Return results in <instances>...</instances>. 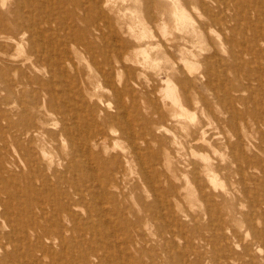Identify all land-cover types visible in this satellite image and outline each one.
Masks as SVG:
<instances>
[{
  "label": "bare ground",
  "instance_id": "obj_1",
  "mask_svg": "<svg viewBox=\"0 0 264 264\" xmlns=\"http://www.w3.org/2000/svg\"><path fill=\"white\" fill-rule=\"evenodd\" d=\"M59 1H62V2H70L71 1L73 4V7H75L74 11H77L76 8H79V7L83 10L84 14H78V13L76 14L75 13L76 15L74 14V17H72L74 20H73L72 26L69 27L70 35L68 37V47H69V44L71 43V47L74 48L73 51L76 54H82L83 53L85 56L89 57V61L91 62V64H89L88 66L90 68H93L92 66L94 65L95 69L98 72V74H96L98 76L97 77L98 80H96V82H97L96 84H98V86L102 87L103 89L105 88L107 91L109 90L112 93V95L116 98L117 106H115V108L117 109V111L116 112L113 111L114 113H111L107 109L114 108V107L111 105V102H109V101H107V103L105 102L107 109L103 106L104 108H102V110L105 111L106 116H104V115H102V116H104L105 119L109 120L112 123L111 130L110 131L108 130L109 132H106V131H104V129H102L98 125L99 123L98 124L96 123L94 125H92V123H90L91 124L90 126L86 125L85 123L88 120H85V118L87 117V115L86 116L83 115L82 114L83 112L82 113L74 112V109L70 108V107H72V105L69 107L68 106L69 104L67 106H64V104H59L58 103L59 98L57 100L56 95H54V91L49 89V88H46V89L43 88L44 91L41 90L42 94L39 90H35L34 92L37 93L36 95H34L32 98L29 97V99L22 98L18 104L19 106H15L17 109V111L15 113L17 115V118H15L13 120V119L7 117V118H9V122L13 128L12 138H14L17 141V143H19L23 140L24 144L25 143L28 144V148L26 149L25 156L23 157L24 161L22 162V164L24 165V168H22L23 171H22L21 177H18L16 174H14V172H13L14 170L12 169V167L10 165L5 167L3 165V163H0V264H79L78 262H76L73 259L74 258L73 253H76V251H81L80 256L82 257V260L83 259L87 260L88 264H95V263H92L91 258H95V259L100 258L99 250L102 249V246H96L95 242H97V241L93 240V239L91 242H87L85 240V237L87 239V234L92 235L98 241L106 240L108 242V244L111 246L116 245L119 248H124L127 254H128V245L130 247L133 246L134 247L133 251H134L138 247V245H140L143 242L142 239L144 238V236L142 235V233H139V234L135 233L133 235H130V237L128 238V233L126 232V237L123 240V242H121V241L116 242V244L114 245V243L116 241V239H114V238H116L118 235L117 233H115V230L118 227L116 229H113V228L117 225V223L119 221L116 222L114 220H111L112 218L111 219L108 218V216H107L108 211H106V209H104L102 206L101 207L103 209L100 208V206H99L100 202L97 201V198L99 197L98 192H99V194L102 192L104 194L105 198L108 199V201L109 200L111 201L113 199L114 202H116V196L118 195L117 193H119L120 196L123 195V190H122L123 186L125 185V187H126V183L128 182V180H127L128 174L130 173V171H133L134 163L136 165H138L140 172H141V175L144 178V182L151 187V190L154 192L153 195L155 198V202L143 203L144 205L142 207V211L146 216H144V218H143L141 215L142 218L138 221V222H140V226H139L140 230L138 229L139 230L138 232H143L144 235H145V233H148L149 237L153 236L155 238H164V236L168 235V234L171 235L172 237L178 236L177 230L181 231L182 229L180 228V226H178V223H176L177 221L173 222L175 220V219H173V218H175V216H174L175 214H173V208L175 207L174 205L178 202V199L180 198V196L182 195L181 194L182 187L177 186L176 184H171L169 187L159 188L162 192V194H160L158 192L159 189L153 187V184H152L153 180L149 177V175L146 171L145 164H144L145 163L144 154H150L151 153V155L153 156V165L162 164V165L168 166L170 169V166L172 165L173 158H174V156L172 155L173 149L174 150L176 149L174 147H177L176 152L179 155L182 153L181 150H187L192 157L196 156L198 154H200L199 156H201V155L203 156V161H202L201 165L197 164V162H194V161L187 163L186 166L188 167L189 172L186 173V176H189V177H187L188 178L187 185H192L193 180L196 184L199 185L200 201L202 202L201 204L204 206L203 210L205 211V213L210 215V216H212L213 214H217L219 207L224 205V204L220 205L218 203L219 199L217 202L216 195H218V194H220L221 196L223 195V198H225L226 195H232L234 197H231V196H228V197L229 198L231 197L233 199L241 201L242 202L241 205L243 204V202H246L247 203V209L246 210L242 209L239 212L242 215V219H243L242 222H244V224H246V227L251 231V234L253 235V237L257 239L256 241L259 242L258 246H261L264 249V159H261L258 156L259 154H264V127L262 126V124H264V118H262L261 120H253L254 123L252 125L250 124V125L244 126L243 129H241L238 126H236L237 129L236 128L234 129L232 127L233 119L235 117H240L243 113V110L241 108H239L238 106H240L243 103L246 104V103H250V102H252V104L254 105L257 102L253 96H250V98H245L242 94H237V92L240 93L243 90H248L251 92L253 89L251 83H256L259 87L264 86V0H251V1H249L248 10L250 11V9H252L253 13L255 14V20L252 23H249V22L246 23L245 22V25L242 26L243 28L242 27H240V28L236 27L235 25L238 23V21L245 19L243 16H245V15L247 17L249 16V12H247V10L245 8V2L246 1L245 0H219L224 6L223 7L224 11L227 14L229 13V15L227 16L228 17L227 22H229V24H233L236 22V24L233 26L227 25V29L231 33V38L226 37L227 42H225V39H224V42L221 43L220 50L223 52L224 55L227 52H229V55H228V57H224V56L221 57V61L223 63L225 62L227 67L230 69L237 68L239 70V66L242 67L244 65H246L248 67V70L246 71V73H244V75L241 74L240 77H238V82L240 83L239 88H237V86L235 85V81L230 80L228 78V81H232V83L229 84L231 91H229V93L226 95V97L222 100L223 109H224L223 113L226 115L221 119L219 118V122L221 125L223 124L225 128L226 127L229 128V130H230L229 132H230L231 137L228 138V136L224 134V130H221V126L218 127L219 131L217 132V134H211L210 127L208 126V123H205L204 120H197L198 122L195 121L196 122L195 126H193L194 125V123H193L192 127H190V126L188 127L186 125H184L182 127V129L184 130V137L183 138L177 139L176 134L172 133V136L169 137V140H168L169 145L172 147H168V146L165 147V157H163V155L161 154V152L159 150L154 151V149L150 146V142H152L153 145L155 142L156 144L159 145V147H160V145H162L163 148L165 146V141L163 140V136L161 134H160L161 136L158 134V133H160V131H162V128L164 127V125H160L158 122L165 123L169 120L172 123H175L176 125L182 124V121H181L182 117H185L186 114H188V110H187L186 106H184L182 96H180V94H178L179 90L177 91L176 84H175V88H172L173 82L170 79L169 73H167L168 78L165 81V86L168 87L167 89H172L174 91L171 106L166 101V98H164V96H162V101H163L162 103L163 104L161 106L158 103H155L154 100L150 99L149 103L151 104L150 107H151L152 111L147 116H146L147 113H145L146 117L144 116L145 118L142 120L141 131H136L134 123L132 121H128V107L125 104V102L122 100V94H124L125 91L127 90V83L124 80H122V77H119V75H120L119 73H121V71H118L119 69H123L124 71H128V63H127L128 62V39L127 40L123 39V34H125V32L126 33H128V32L127 31L124 32L123 26H121V25H120L119 29L115 28V25L112 21V18L110 16L109 12H107V10L105 9V8H108L110 6L109 0H90V7L89 8L86 7V4L84 3L83 0H14L13 4L11 3L12 4L11 5L12 6L11 11H12V14L14 15L13 16L14 17V23L16 25V28H17L16 30H18V33L19 32L23 33V35H25V36L28 35L27 41H26V42H28V48H27L28 50L27 51L32 55V57L34 55L36 57L35 59L37 61L38 60L39 61L40 60L45 61L47 59H50L51 57H54L52 54V49H55L56 56L54 57V59L52 58L51 65H49V66H51L50 68L53 67V69L56 71V73L60 72L62 65L65 63L72 64L73 67H75L74 62L72 63V58L69 54V50L67 51V49L64 47L65 45H67L66 40H64V42H62V43H59V44L57 43V46L54 45L56 43L53 44L54 41L52 40L53 45H49L51 48V51H50V49L48 50V51H50V53L48 55L49 58L46 57L47 54L39 53V47L42 46L43 43L46 44V42H44V41H48L46 33L48 31L49 26L52 25V23H54V22H56V23L59 22L60 17L59 18L56 17L57 18V21H56L55 17L50 16L49 14H45L43 16V15H38L36 12L43 13V11H46L48 5L53 6L52 9H54V7H56L60 4ZM176 1H178V0H176ZM200 1L203 2V0H200ZM211 1L214 3V0H211ZM57 3H59V4H57ZM68 6H70V4ZM167 6H168V4H167ZM57 10L58 9H56L54 11H57ZM66 10L69 11V9H66ZM66 10H64V11H66ZM196 11H198V10H196ZM1 16L5 17L6 15L3 14ZM8 16H10V15H8ZM38 16H40V17H38ZM61 16H62V12H61ZM69 16H68V18H70ZM175 16L177 18V14ZM184 18H185V15H184ZM63 19H65V18H63ZM210 19L213 22H218V18L215 16L214 17L210 16ZM0 21H1V19H0ZM63 21H65V20H63ZM4 23L6 24V22H4ZM60 23H61V21H60ZM77 23H78V26H77ZM81 24H84V25L82 26ZM79 25L81 27H79ZM200 25L202 28H205L206 24L203 22ZM63 27H65V26H63ZM157 28H158V30L160 29V31H161L162 26L160 24H157ZM61 30L63 32V29H60V31ZM246 30H251L252 33L249 34L246 32ZM12 31H15V30H12ZM49 31H51V30L49 29ZM16 32L17 31H15V33ZM67 32H69V31H67ZM143 32L145 33L144 30H143ZM2 33L4 34L5 31ZM59 33H61V32H59ZM235 33L237 34V36H239L237 38H240L239 42H236L237 38L234 36ZM212 34H214V33H212ZM247 34H249V35H247ZM148 35H146V36H148ZM19 36L20 35L18 34V37ZM144 36H145V34H144ZM13 37H15V36H13ZM152 37H154V35H152ZM4 38H5V36H4ZM6 38H8L10 41L15 40V38H12V37H6ZM144 38H147V37H144ZM221 38H222V36H221ZM48 39H49V37H48ZM165 39L167 40V43H168V46H166V47L174 51L175 46L171 43L172 42L171 38L167 37ZM25 40H26V38H25ZM15 41H16L18 47L22 46L21 45V43H23L22 39L17 38ZM16 43L13 42L12 44H16ZM47 44H49V43H47ZM226 45H229L230 50L227 48ZM9 46H10V44H9ZM47 47L45 46V47H43V49L47 51ZM161 47H158V48L153 47V49L155 48V49L161 50ZM142 48L144 49V47H142ZM9 49H12V48H9ZM140 49H141V47L139 48V50ZM147 49H148V47H147ZM147 49H145V50L147 51ZM5 50H7V49H5ZM5 50H2V51H5ZM141 52L143 53L144 51L141 49L140 53ZM185 52H186L185 50L182 51V54L184 55ZM42 53H44V52H42ZM8 54H10V52ZM149 54L148 55L151 56V53H149ZM1 55H4V53L1 52ZM22 55H24V54H22ZM190 55H192L193 57L198 56L193 52V50H190ZM216 55H218V53L216 51H214L210 57L213 58ZM2 57H4V56H2ZM32 57L29 55L26 56L25 58L23 57L25 63L28 61L31 62ZM100 57L102 58L103 63L100 61V59H98ZM130 57H129V59H130ZM145 57L147 58V55H145ZM9 58L7 56L8 61H9ZM181 59L183 60V62H182L183 68L186 71L189 70V72H190V70L192 69L191 66H194V65H190L192 63H191L190 59L188 58V55L183 56ZM36 60H35V63H36ZM231 60H233L234 63H232ZM2 61L5 63L4 60H2ZM76 61H78V60H76ZM18 62H20V61H18ZM18 62H16V64H18ZM117 64H119V65H117ZM9 65H12V64H9ZM20 65H16V66L18 67ZM26 65H27V63H26ZM75 65H77V64H75ZM77 67L79 69V66H77ZM16 68H14V69L16 70ZM66 68H68V66H66ZM21 69H23V66ZM25 69H23V70H25ZM72 70H73V68H72ZM27 71L25 74H29V71L28 72ZM36 71H38V69ZM67 71L69 72V70H67ZM19 72H20V69H19ZM51 72L53 73V71H51ZM193 72H195V71H193ZM37 73H39V72H37ZM69 73H72V72L70 71ZM64 74H66V72ZM76 74H78V73H76ZM116 74H119L118 77ZM3 75H1V76L3 77ZM27 76H29V75H27ZM30 76H32V75H30ZM35 76H36V74H35ZM40 76H41V74H40ZM79 76H81V74ZM243 76H244V78H243ZM62 77H63V75H62ZM65 77H66V75H65ZM73 77H72V79H73ZM201 77H202L201 79L199 77L195 78V75L191 72L190 74L187 75V77H184V79L177 78L178 80L176 81V83L178 84L179 87L181 85V87L184 89L188 85L193 86L196 82H200L201 84H204L209 89H211L212 88L211 87V82H212L211 73L210 72L208 74L204 73L203 75H201ZM24 78H25V76H24ZM34 78H36V77H34ZM74 78H77V77H74ZM13 79H15V78L13 77ZM21 79H22V77H21ZM32 79H33V76H32ZM244 79H246L250 82L245 83ZM35 80H37V79H35ZM47 80H51V79L48 78ZM47 80H45V81H47ZM80 80H82V79H80ZM3 81H1V83ZM58 81H59V79H58ZM90 82L92 83V81H90ZM14 83H16V82H14ZM39 83H41V82H39ZM42 83H43V81H42ZM62 83L67 85L68 82L66 83L64 81ZM72 83H74V82H72ZM75 83H76V81H75ZM91 83H90V85L93 86ZM123 83L125 84L124 88H120L119 85H121ZM161 83H162V81H161ZM9 84H10V86L12 85L11 82ZM31 84H32L31 81L27 82V83H25V82L23 83V81H22L20 83L21 86H24V85L30 86ZM49 84H51V83H49ZM53 84H55V83H53ZM80 84H81V81H80ZM80 84L78 85L79 87H80ZM82 84L84 85L86 83H82ZM162 84L164 85V83H162ZM15 85H17V84H15ZM100 87H97V88H100ZM61 89H62V87H61ZM61 89H60V91L63 90V89L62 90ZM7 90L8 89L6 88V91ZM80 90L81 89L79 88L78 92ZM84 90H85V88H84ZM8 91H10V90H8ZM56 91H58V89ZM60 91H58V92H60ZM82 91H83V89H82ZM89 91H91V90H89ZM89 91L87 89L88 93H89ZM96 91H94V92L96 93ZM65 92L66 91L64 90V93ZM1 93L3 94L4 92H1ZM11 93H9V94L12 96ZM29 93H31V91ZM6 94H8V92ZM62 95H64V94H62ZM82 95H84V93ZM66 96H67V94H66ZM74 96H76V95H74ZM84 96H86V95H84ZM65 97H63V98H65ZM71 97H73V96L71 95ZM76 97L79 98L78 95ZM7 98H8L7 100H10V97H7ZM69 98H70V96H69ZM92 99H94V98H92ZM82 100H85V99H82ZM87 100H89V99H87ZM4 101H5V99H4ZM76 104L77 103L75 102V106H76ZM93 105H94V102H93L92 106ZM99 107H101V105H99ZM81 108H83V107H81ZM94 108H93V111H94ZM84 109L86 110L87 108H84ZM84 109H83V111L85 113ZM91 109H92V107H91ZM144 109H146V107H144ZM89 110H90V108H89ZM110 110H113V109H110ZM81 111H82V109H81ZM103 111H101V113H103ZM246 111L249 114V116L251 117L252 115L250 114V111H248V108ZM90 113H92V112H90ZM46 115H48V116L58 115L59 116L58 121H56L57 124L53 123L55 125V126L53 125L55 127V131H49L46 129V126H48V123H49V122L47 123ZM89 117H90V115H89ZM91 117H92V114H91ZM91 117H90V120H91ZM0 119H1V117H0ZM99 119H101V117ZM45 124H46V126H45ZM49 124H51V123H49ZM107 124H108V122H107ZM153 124H157V125L159 124L160 126L157 127V130L156 129L154 130L153 127H150ZM5 125H7V124H5ZM210 125H212V124H210ZM9 129H11V128H9ZM51 130H52V128H51ZM166 130H169V128L166 127ZM6 131H8V130H6ZM157 131H159V132H157ZM115 136L116 137L118 136L119 138H123L127 142V145H124L121 148H120V146H118L121 149V150L119 149L120 151L117 150V146H116L117 141H116V143L114 141H113L114 143L112 142V137H115ZM8 138H10V137H8ZM219 138L223 139V144H224L223 146L226 147L227 151H229L228 154L230 156L228 158V160L226 159L227 157H223L222 162H217L213 157L207 155V153L210 149L214 153H216L218 143L221 141V140L218 141ZM149 139H150V142H149ZM56 140H58L60 142L61 147H62V150H61L62 151V165L64 167V170L61 171V174H58V172L54 169L55 171H54L53 175L60 177V180H61L60 182L62 183V187L60 188L61 185L58 187L56 186L57 188H60V192L58 191V192L53 193V194H50L51 193L50 190L53 189L52 187H51L52 189H49L50 193L46 190L45 193L50 194V197L48 195V198H47L44 196V194L41 195V193L40 194L39 193L38 194L33 193L34 192V182L36 181V183L40 182V183L44 184V182L46 183L47 181H49L47 179V178L50 179L49 175L45 171H42L39 168L40 166H38V165H40L39 164L40 159L44 160L46 158L51 157L50 155H49L50 157H48L50 150L48 151L47 148L44 146L49 145V143L53 144ZM40 142L43 145L41 144V149L39 150L37 145L40 144ZM13 149H14V147H13ZM6 150H8V149H6ZM8 151H10V150H8ZM16 152L14 150V153H16ZM20 156H21V153H20ZM221 156H223V153L221 154ZM18 158H19V156H18ZM20 160H22V159H20ZM20 160H17V161H20ZM13 161H15V160H13ZM17 161H16V163H17ZM47 161H48V159H47ZM18 163H20V162H18ZM41 164H43V163H41ZM49 164L51 165V163H49ZM43 165H45V163ZM20 166H21V164H20ZM15 170L17 171V169H15ZM18 172H20V171H18ZM102 173H104L103 177L101 176ZM218 173L222 174L226 178V180L228 181V185L220 182ZM202 175H204L205 180L202 179ZM20 178H23L24 182H25V186L22 188L24 193L26 192V195H24L25 197H23V198H25L24 199L25 202L23 201L24 202L23 204L16 203L15 202L16 199L14 200V198L12 196L13 194L8 189L9 185H11V184H12V187H14L13 183H18ZM36 183H35V185H36ZM38 185L40 186V184H38ZM217 185L221 186L220 191L216 190ZM16 187H18V186H15V188ZM204 187H205V189H204ZM17 189H20V188H17ZM46 189H48V188H46ZM65 189L66 190L68 189V191L69 190L73 191L74 194L76 193V194L82 196L83 198L84 197L87 198L89 196L90 197L89 200L94 201V202H90V204L88 202V206H86V208L88 207V211L86 213V217L84 219V222H82V220L79 219L78 212H76V210L74 209V207H76L78 209L79 204L77 203L78 205H76V203H73L71 201L70 202L63 201V199H65V198H63ZM36 190H37V188H36ZM40 191H41V189H40ZM35 192L37 193V191H35ZM19 193H21V192H19ZM59 193L60 194L63 193V196L60 195ZM65 193H67V192H65ZM17 194H18V192H17ZM57 194L62 196V200H60L61 199L60 197L56 196ZM19 195L20 194H18L17 196H19ZM67 195H69V194H67ZM125 196H126V194H125ZM163 196L166 199V207H165V203L163 204V202H162ZM74 198L77 199L76 197H74ZM219 198H221V197H219ZM223 198H221V199H223ZM68 199H69V197H68ZM225 199H223L222 201H224ZM233 199H231V201ZM17 200H19V199L17 198ZM77 200L79 201V199H77ZM73 201H75V200H73ZM83 201L86 202L85 199ZM117 202H119V201H117ZM236 202L237 201H235V203ZM112 204H114V203H112ZM235 205H234V207H235ZM227 206H228V204H227ZM127 207H128V205H127ZM242 207H244V206H242ZM82 208L83 207L81 206V208H79V209L81 210ZM164 210H166L167 213H165ZM191 210H193V207ZM109 211H110V209H109ZM184 211H187V210H184ZM219 211H221V210H219ZM123 212H125V211H123ZM110 213L112 214V212H110ZM114 214H115V211H114ZM125 214H127V213H125ZM219 214L220 213H218L217 215H219ZM222 214H223V212H222ZM135 215H138V214H135ZM191 215L193 216V214H191ZM232 215H234V214H232ZM192 216L189 215V217H192ZM198 216H200V215H198ZM82 217H83V215H82ZM185 217H188V216H185ZM124 218H125V216H124ZM177 218H178V216H177ZM127 219H128V217H127ZM187 219H189V218H187ZM221 219H222V217H221ZM168 220H170L171 222H168ZM190 220H191V218H190ZM135 221H136V219H135ZM135 221H134V223H135ZM178 221H179V219H178ZM220 221L222 222V220L219 219V222ZM223 221H224V219H223ZM121 222H123V221H120V223ZM230 223H231V221H230ZM219 224L220 223H218V226L221 225V224L220 225ZM212 225H213V227L215 226L214 224H212ZM104 226H106V228L110 227V229H111L110 233L106 232V230L104 229ZM117 226H119V225H117ZM223 227H224V225H223ZM192 228H193V226H192ZM214 229H216V228H214ZM229 229H230V227H229ZM233 230H235V229H233ZM119 231H121V230L119 229ZM124 231H127V230H124ZM230 231H231V229H230ZM226 232H227V230H226ZM238 233H239V231H238ZM181 234H182V238H186L184 240H188V235L186 234V232L181 231ZM200 234H202V233H200ZM246 234H250V233H246ZM196 235H197V233H196ZM196 235H195V237H196ZM222 235H224V233ZM18 236H19V238L22 236V237H24L23 240H25V238H26L30 242H32V240H36L35 242H37V244L35 247L28 246L27 248H23L18 243V241H19ZM140 236H142V237H140ZM203 236H204V233H203ZM206 236L208 237V234H206ZM245 236H248L250 238L249 235H245ZM224 237L226 238V236H224ZM111 238H113V239L111 240ZM166 238L167 237H165V239ZM193 238H194V236H193ZM233 238H235V237H233ZM222 239H224V238L222 237ZM246 239H248V238H246ZM172 240H174V239H172ZM252 240H254V239H252ZM216 242H214V243H216ZM237 242H238L237 244L239 245V241H237ZM240 242H241V240H240ZM250 242H252V241H250ZM195 243H197V242L195 241ZM225 243H227V242H225ZM237 244H236V246H237ZM22 245H24V243ZM31 245H33V244H31ZM255 245H257V244H255ZM79 246H81V249H79ZM145 246H147V245H145ZM227 246H229V245L227 244ZM211 247H212V245H211ZM244 247L246 249V245ZM148 248H150V247H148ZM202 248H203V246H202ZM120 250H122V249H120ZM139 250H141V249H139ZM35 251L39 252V254L35 253ZM240 251L242 252L243 250H240ZM257 251L260 252L261 250H257ZM135 252H136V250H135ZM143 252H144V250H143ZM211 252H213V251H211ZM233 252H234V250H233ZM262 252H264V251L262 250ZM103 253L105 255L104 259H106V261H111L112 258L113 259L117 258V256L109 248L103 249ZM36 254H38V255H36ZM263 256H264V254H263ZM224 257L225 256L223 255V258ZM228 257H230V256H228ZM235 257H233V258H235ZM220 258H222V257H220ZM218 260L220 261V259H218ZM87 261H86V263H87ZM158 261H159V259H158ZM148 262H150V261H148ZM221 263H223V261ZM84 264H85V262H84ZM144 264H146V263H144Z\"/></svg>",
  "mask_w": 264,
  "mask_h": 264
},
{
  "label": "rangeland",
  "instance_id": "obj_2",
  "mask_svg": "<svg viewBox=\"0 0 264 264\" xmlns=\"http://www.w3.org/2000/svg\"><path fill=\"white\" fill-rule=\"evenodd\" d=\"M83 1L86 4V7L89 8L90 7V0H83ZM245 1H246L245 2V8H246L247 12H249V16L248 17L246 15L243 16L246 20L242 19V20L238 21L237 24H236V22L233 24H229V22H227V18H228L227 16L229 15V13L227 14L224 11V8H223L224 6L219 0H214V3L211 0H203V2L200 0H178V1H176V0H109L110 6L108 8H105V9L107 10V12H109V14L112 18V21L115 25V28L119 29L120 25H121V26H123L124 32L125 31L128 32V33L125 32V34H123V39H126V40L128 39V62H127L128 63V71H124L123 69H119L118 71H121V73H119L121 76L119 74H116L117 77L119 75V77H122V80H124L127 83V90L125 91L124 94H122V100L125 102V104L128 107V121H132L134 123L136 131H141L142 120L152 111V109L150 107L151 104L149 103L150 99L154 100L155 103H158L161 106L163 104L162 103L163 102L162 96H164V98H166V101L171 106L174 91L172 89H167L168 87L165 86V81L168 78L167 73H169L170 79L174 83V84L172 83V88H175V84H176V89H177V91L179 90L178 94H180V96H182L184 106H186V108L188 110V114H186L185 117H182V120H181L182 124L176 125L175 123H172L169 120L165 123L158 122L160 125H164V127L162 128V131H160V133H158V134L159 135L161 134L163 136V140L165 141V146H164V148L162 145H160V147H159V145L156 144L155 142L153 145V143L150 142V139H149V142H150V146L154 149V151L159 150L161 152V154L163 155V157H165V147L166 146L172 147L168 143L169 137L172 136V133L176 134L177 139L183 138L184 137V130L182 129V127L184 125H186L188 127L189 126L192 127L193 123H194L193 126H195L196 122H198L197 120H204L205 123H208V126L210 127L211 134H217V132L219 131L218 127L221 126V130H224V134L227 135L228 138L231 137L230 132H229L230 131L229 128L228 127L225 128L224 125L223 124L221 125L219 122V118L221 119L226 115L223 113L224 109H223L222 100L226 97V95L229 93V91H231L229 84L232 83V81H228V78L230 80L235 81V85L237 86V88H239L240 83L238 82V77H240L241 74L244 75V73H246V71L248 70V67L246 65H244L242 67L239 66V70L237 68H235V69L228 68L226 63L225 62L223 63L221 61V57H223V56L228 57L229 52H227L224 55L223 52L220 50V46H221V43L224 42V39H225V42H227L226 37L231 38V33L227 29V25L233 26L236 24L235 26L240 28V27L245 25V22L246 23H248V22L252 23L255 20V14L253 13L252 9H250V11L248 10V3L251 0H245ZM13 2H14V0H5V1L0 0V13H1L0 14V19H1L0 24L2 23L1 24L2 26L0 25V78L2 79V80L0 79V117H1V119H0V139H1L0 140V153H1L0 154V163H3V165L5 167L10 165L12 167V169L14 170L13 171L14 174H16L18 177H21V174L23 171L22 168H24V165L22 164V162L24 161L23 157L25 156V151L28 148V144L27 143L24 144L23 140L21 142L17 143V141L14 138H12L13 128L9 122V118H11L13 120L15 118H17V115L15 114L17 109L15 106H19L18 104L22 98H27V99H29V97L32 98L34 95L37 94L36 92H34L35 90H39L42 94V91H44L43 88L44 89L49 88V89L54 91V95H56L57 100L59 98V100H58L59 104H64V106H67L69 104L68 105L69 107L72 105V107H70V108L74 109V112H80V113L83 112L82 113L83 115H85V116L87 115V117L85 118V120H88L87 122L85 121L86 125L90 126L91 125L90 123H92V125L99 123L98 125L102 129H104V131H106V132H109L111 130L112 123L109 120L104 118V116H106V114H105V111L102 110V108L105 107L107 109L106 103H107V101H109V102H111V105L114 108H110L113 110H110V109H107V110H109L111 113H114L117 111V109L115 108V106H117V101H116V98L112 95V93L109 90L107 91L104 88L106 90L105 91L102 87H100V86H98V84H96L97 83L96 80H98L97 79L98 76L96 74H98V72L95 69L94 65L92 66L93 68H90L88 66L89 64H91V62L89 61V57L85 56L83 53L82 54H76L73 51L74 48L71 47V43L69 44V47H68V37L70 35L69 27L72 26V23L74 20L72 17H74L75 13L76 14L77 13L78 14H84L83 10L80 7L76 8L77 11H74L75 7H73V4L71 1L70 2L59 1L60 4L57 3L59 5L54 7V9H52L53 6L48 5L46 11H43V13L36 12L38 15H43V16L45 14H49L50 16L55 17L56 21H57V18L60 17L59 22H57L58 24L56 22H54V23H52V25L49 26L48 31L46 33L48 41H44V42H46V44L43 43L44 45L42 44V46L39 47V53L47 54L46 57L49 58L48 55L51 51V48L49 45H53L54 43H56L54 45L57 46V43L59 44V43L64 42V40H66L67 45H65L64 47L67 49V51L69 50V54L72 58V63L74 62L75 67H73L72 64L65 63L62 65L60 72L56 73V71L53 69V67L50 68L51 66H49V65H51L52 58L54 59V57L56 56L55 49H52V54L54 57H51L50 59H47L45 61L44 60H42V61L38 60L37 61L35 59L36 57L34 55L32 57V55L27 51L28 50L27 49L28 48V42H26V41H27L28 35L25 36V35H23V33H20V32L18 33V30H16L17 28H16V25L14 23V17H13L14 15L12 14V11H11V7H12L11 5L13 4ZM69 4H70V6H68ZM167 4H168V6H167ZM64 7L66 9H69V11L66 10ZM56 9H58V10L54 11ZM64 10H66V11H64ZM196 10H198V11H196ZM61 12H62V16H61ZM182 12L183 13L185 12V13L183 14ZM3 14L6 16L2 17L1 15H3ZM176 14H177V18L175 16ZM8 15H10V16H8ZM184 15H185V18H184ZM68 16L70 18H68ZM210 16L217 17L218 22H213L210 19ZM38 17H40V16H38ZM63 18H65V19H63ZM62 19L65 21H63ZM60 21L62 24L60 23ZM4 22H6V24ZM203 22L206 24L205 28H202L200 25ZM157 24H160L162 26L161 31H160V29L158 30ZM81 25L83 26L84 24H81ZM63 26H65V27H63ZM77 26H78V23H77ZM79 27H81V26L79 25ZM49 29L51 31H49ZM60 29H63V32L65 34L62 32V30L60 31ZM12 30H15L17 32L15 33V31H12ZM143 30L145 31V33L143 32ZM4 31H5V33L3 34L2 32H4ZM58 31L61 33H59ZM67 31H69V32H67ZM246 32L249 34L252 33L251 30H246ZM212 33H214V34H212ZM18 34L20 35L19 37H18ZM144 34H145V36H144ZM249 34H247V35H249ZM142 35L144 37H147V38H144ZM146 35H148V36H146ZM152 35H154L155 38L152 37ZM4 36H5V38H4ZM13 36H15V37H13ZM221 36H222V38H221ZM234 36L236 38L239 37V36H237L236 33L234 34ZM6 37H12V38H15V40L17 38L22 39L23 40L22 41L23 43H21L22 46L18 47L15 40L10 41ZM48 37H49V39H48ZM167 37L171 38V40H172L171 43L175 46L174 51L166 47V46H168L167 40L165 39ZM25 38H26V40H25ZM239 41H240V38H237L236 42H239ZM13 42L16 44H12ZM52 42H53V44H52ZM47 43H49V44H47ZM9 44H10V46H9ZM45 46L46 47L48 46L47 51L43 49V47H45ZM226 46L230 50L229 45H226ZM140 47L144 51L143 53L142 52L140 53V50H141V49L139 50ZM142 47H144V49ZM147 47H148V49H147ZM153 47H157V48L161 47V50L155 49V48H154L155 49L154 50ZM9 48H12V49H9ZM5 49H7V50H5ZM49 49H50V51H48ZM145 49H147V51ZM2 50H5V51H2ZM184 50L186 52L183 55L182 51H184ZM190 50H193V52L196 55H198L199 57L198 56L193 57L192 55H190ZM214 51H216L218 53V55L211 58L210 56L212 55V53ZM1 52L4 53V55H1ZM9 52H10V54H8ZM42 52H44V53H42ZM149 53H151V56H149L150 55ZM22 54H24V55H22ZM28 55L32 57V60H31V62L30 61L26 62L27 63V65H26L24 58ZM145 55H147V58L145 57ZM187 55H188V58L190 59V61L192 63L190 65H194V66H191L192 71L190 70V72H189V70L186 71L183 68V63H182L183 60L181 59L183 56H187ZM2 56H4V57H2ZM7 56H8V58L10 57L9 61L7 60ZM129 57H130V59H129ZM98 59H100V61L103 63L101 57ZM2 60H4L6 64ZM35 60H36V63H35ZM76 60H78L79 62ZM18 61H20V62H18ZM16 62H18V64H16ZM231 62L234 63L233 60H231ZM9 64H12V65H9ZM75 64H77V65H75ZM16 65H20V66L17 67ZM117 65H119V64H117ZM22 66H23V69H25V68L26 69L25 70L21 69ZM66 66H68V68H66ZM77 66H79V69ZM71 67L73 68V70L74 69L75 70L73 71ZM14 68H16V70ZM19 69H20V72H19ZM37 69H38V71H36ZM27 70L29 71V74H25ZM67 70H69V72L71 71L72 73H69ZM51 71H53V73ZM193 71H195V72H193ZM37 72H39V73H37ZM65 72H66V74H64ZM191 72L195 75V78L199 77L200 79L202 78L201 75H203L204 73L208 74L210 72L211 78H212V82H211L212 88L209 89L206 85L201 84L200 82H196L193 86L188 85L184 89L181 87V85L179 87L178 84L176 83V81L178 80L177 78L184 79V77H187V75L190 74ZM76 73H78V74L80 73L81 76H79L80 74L78 75ZM35 74H36V76H35ZM40 74H41V76H40ZM1 75H3L4 78ZM23 75L25 76V78ZM27 75H29V76H27ZM30 75L33 76V79H32V76H30ZM62 75H63V77H62ZM65 75H66V77H65ZM73 76L77 77V78H74ZM13 77L15 79H13ZM21 77H22V79H21ZM34 77H36V78H34ZM72 77H73V79H72ZM48 78H50L51 80H47ZM57 78L59 79L60 82L58 81ZM243 78H244V76H243ZM35 79H37V80H35ZM80 79H82V80H80ZM45 80H47L48 82ZM1 81H3L5 84L3 82L1 83ZM22 81H23V83L24 82L27 83V82L31 81L32 84L30 86H28V85L21 86L20 83ZM42 81H43V83H42ZM64 81L66 83L68 82L67 83L68 86L66 84L62 83ZM75 81H76V83H75ZM80 81H81V84H80ZM90 81H92V83ZM161 81H162V83H164V85L161 83ZM10 82L12 83L11 86L9 84ZM14 82H16V83H14ZM39 82H41V83H39ZM72 82H74V83H72ZM244 82L248 83L250 81L244 79ZM49 83H51L52 85ZM53 83H55V84H53ZM78 83L80 84V87L78 86L79 85ZM82 83H86V84L83 85ZM90 83L93 86H91ZM15 84H17V85H15ZM251 85L253 87L251 92L248 90H243L240 93L237 92V94H242L245 98H250V96H253L257 102L254 105L252 104V102L246 103V104L243 103L241 105L239 104L240 106H238V107L243 110V113L240 117H235L233 119L232 127L234 129L235 128L237 129L236 126L243 129L244 126H247L250 124L252 125L254 123L253 120H261L262 118H264V86L259 87L256 83H251ZM119 86H120V88H124L125 84L123 83ZM61 87L63 90L61 89ZM97 87H100V88H97ZM6 88L10 91H8V90L6 91ZM79 88L81 90L78 92ZM84 88L86 91L84 90ZM57 89H58V91H60V89L62 91L58 92V91H56ZM82 89H83V91H82ZM87 89H88V91L89 90H91V91H89V93H88ZM64 90L66 91L65 93L67 94V96L64 93ZM30 91L32 94L29 93ZM94 91H96L97 94ZM1 92H4V93L2 94ZM7 92H8V94H6ZM9 93H11L12 96ZM83 93L86 96L82 95ZM62 94H64L66 97ZM73 94L76 96L78 95L79 98L74 96ZM71 95L74 98L71 97ZM69 96H70V98H69ZM7 97H10V100H7L8 99ZM63 97H65V98H63ZM92 98H94V99H92ZM4 99H5V101H4ZM82 99H85V100H82ZM87 99H89V100H87ZM74 101L77 103L76 104L77 107L75 106ZM93 102H94V105L92 106ZM12 104L13 105L15 104V105L13 106ZM99 105H101V107H99ZM81 107H83V108H81ZM91 107H92V109H91ZM144 107H146V109H144ZM84 108H87V109L85 110ZM89 108H90V110H89ZM93 108H94V111H93ZM247 108H248V111H250V114L252 115L251 117L249 116V114L246 111ZM81 109H82V111H81ZM83 109L85 110V113H84ZM101 111H103V113H101ZM90 112H92V113H90ZM145 113H147L146 116H145ZM91 114H92V117L94 116L93 118L91 117ZM89 115H90L92 121L90 120ZM102 115H104V116H102ZM7 117H9V118H7ZM100 117H101V119H99ZM58 118H59L58 115H54V116L46 115L47 123L48 122L51 123V124L48 123L49 127L46 126L47 123L45 124L46 129L49 131H55V127H54L55 125L53 123L57 124L56 121H58ZM104 119L108 122V124ZM209 123L212 125H210ZM5 124H7V125H5ZM159 124L158 125L153 124L150 127H153L154 130L155 129L157 130V127L160 126ZM262 126L264 127V124H262ZM166 127L169 128L170 131L166 130ZM9 128H11V129H9ZM51 128H52V130H51ZM6 130H8V131H6ZM157 132H159V131H157ZM8 137H10V138H8ZM117 137L116 136L112 137V142L114 141L116 143V141H117V145H116L117 150L120 151L121 150L120 148L124 145H127V142L123 138L118 137L119 138L118 139ZM218 141H220V142L218 143L216 153H214L210 149L208 151L207 155L213 157L217 162H222L223 157H227L226 159L228 160V158L230 157L228 154L229 151H227L226 147L223 146L224 145L223 139L219 138ZM41 144L42 143L40 142V144L37 145L39 150L41 149ZM118 146H120V148ZM13 147H14V149H13ZM44 147H46L48 151L50 150L48 157H50V156L51 157L46 158L44 160L40 159L39 160L40 163L38 162L40 165H38V166H40L39 168L42 171H45L49 175L50 179L47 178L49 181H47L48 183L44 182V184L37 182L38 184H40V186L35 181L33 193L34 194H38V193L40 194L41 193V195L44 194V196L48 198V195L50 197V194L56 193L58 191L60 192V188L62 187V183L60 182L61 181L60 177L55 176L53 174H54L55 170L58 172V174H61V171L64 170V167L62 165V151H61L62 147H61L60 142L58 140H56L53 144L49 143V145L44 146ZM174 148L177 149V147H174ZM6 149H8L10 151H8ZM176 149L175 150L173 149L172 155L174 156V158H173V163L170 166V169L168 166L162 165V164L153 165V156L151 155V153L150 154H144V160H145L144 164H145L146 171H147L149 177L153 180L152 184H153L154 188H157V189L165 188V187H169L171 184H176L177 186L182 187V192H181L182 195L178 199V202H177L178 204L176 203L174 205L175 207L173 208V214H175L174 215L175 218H173L175 220L173 222L177 221L176 223H178V226H180V228L182 229L181 231L186 232V234L188 235V240H184L186 238H182V234H181L180 230L179 231L177 230L178 236L172 237L171 235L168 234V235H165L164 238H155L153 236L149 237L148 233H145V235H144L143 232H138L140 230L139 229L140 222H138V221L142 217L144 218V216H146L142 211V207L144 205L143 203L155 202V198L153 195L154 192L151 190V187L144 182V178L141 175V172H140L138 165H136L134 163L133 171H130V173L128 174V179H127L128 182L126 181L127 182L126 187H125V185L123 186V189H122L123 195L120 196V194L117 193L118 195L116 196V202H114L113 199L111 201L110 200L108 201V199L105 198V196L102 192L100 194L98 192L99 197L97 198V201L100 202V204H99L100 208L103 207L104 209H106V211H108L107 212L108 218H110V219L112 218L111 220H114L116 222L119 221L118 222L119 224L117 223V225H119V226L116 225L113 228V229H116L118 227L115 230V233H117L118 235L116 238H114V239H116L114 245L116 244V242H120V241L123 242V240L126 237V232L128 233V238L130 237V235H133L135 233H138V234L142 233V235L144 236V238L142 239L143 242L140 245H138V247L135 249L136 252H135V250L133 251V249H134L133 246L130 247L128 245V254H127L124 248H119L116 245L111 246L108 244V242L106 240L101 241L99 239L100 241H98L92 235L87 234V239L85 237V240L87 242H91L93 239V240L97 241V242L94 241L96 246H102V249L99 250L100 258L99 259L91 258L92 263H95V264H140V263L141 264H144V263H146V264L147 263L148 264L149 263L150 264H228V263L229 264H264V262H263L264 261V256H263L264 252H262V250L264 251V249L261 246H258L259 242L256 241L257 240L256 238L253 237V235L251 234V231L246 227V224H244V222H242V220H243L242 215L239 213L242 209L243 210L247 209V203L243 202V204L241 205L242 202L239 200L231 198V197H234L232 195H226L225 196V198L227 199L226 200L225 198H223V195L221 196L220 194H218V195H216L217 202L219 199L218 203L220 205L224 204V205L219 207V210H221V211L218 210V213H220V214L217 215L218 214L217 212H216L217 214H213L212 216L206 214L205 211L203 210L204 206L201 204L202 202L200 201L199 185L196 184L194 182V180L192 181V185H187V180H188L187 177H189V176H186V173L189 172V169L186 166L187 163L194 161V162H197V164L201 165V163L203 161V156L202 155L199 156L200 154H198V155L192 157L187 150H181L182 153L179 155L176 152ZM14 150H15V152L16 151L17 152L14 153ZM221 152L223 153V156H221V154H222ZM20 153H21V156H20ZM18 156H19V158L21 157L20 159H22V160H20L18 158ZM258 156H259V158L264 159V154H259ZM47 159H48V161H47ZM13 160H15V161H13ZM17 160H20V161H17ZM16 161H17V163H16ZM18 162H20V163H18ZM41 163H43V164L45 163V165H43ZM49 163H51V165ZM20 164L22 167L20 166ZM15 169H17V171ZM18 171H20V172H18ZM101 176L103 177L104 173H102ZM218 176H219L220 182L228 185V181L226 180V178L222 174L218 173ZM202 179L205 180L204 175H202ZM35 183H36V185H35ZM13 186L14 187H12V184L9 185L8 189L13 194L12 196H13L14 200L16 199L15 202L19 203V204H23L25 202L24 201L25 198H23V197H25L24 195H26V192L24 193V191L22 190V188L25 186L24 179L20 178L18 183H13ZM15 186H18V187L15 188ZM56 186L57 187L60 186V188H57ZM17 188H20V189H17ZM36 188H37V190H36ZM39 188L41 189V191ZM46 188H48V189H46ZM49 189H52V190H50L51 193H50ZM204 189H205V187H204ZM46 190L50 194L49 193L46 194L45 193ZM216 190L220 191L221 186L217 185ZM35 191H37V193ZM17 192H18V194H20L19 196H17L18 195ZM19 192H21V193H19ZM65 192H67V193H65ZM65 192H64V196H63V193H61V194L59 193L60 195L63 196V198H65V199H63V201H65V202L71 201L73 203H76V205L79 204L78 205L79 208H81V206L83 207L82 208L83 210L82 209L80 210L79 208L77 209L76 207H74V209L76 210V212H78L79 219H81L82 222H84V219L86 217V213L88 211V207L86 208V206H88V202L90 204V202H94V201L89 200L90 199L89 196L87 198L86 197L83 198L82 196H80L76 193L74 194L73 191H70V190L68 191V189L67 190L65 189ZM158 192L160 194H162L160 189L158 190ZM59 194H57L56 196L60 197L61 199L60 198L59 199L62 200V196H60ZM67 194H69V195H67ZM125 194H126V196H125ZM228 196H231V197L229 198ZM16 197L19 200H17ZM68 197H69V199H68ZM74 197L79 199V201L77 199H75ZM219 197L225 199L224 200L225 202L222 201L223 199H221ZM84 199L86 200V202L83 201ZM231 199H233V200L231 201ZM73 200H75V201H73ZM234 200L237 202L235 203ZM117 201H119V202H117ZM162 202H163V204L165 203V207H166V199L164 196L162 197ZM112 203H114V204H112ZM126 204L128 205V207ZM227 204H228V206H227ZM234 205H235V207H234ZM242 206H244V207H242ZM192 207H193V210H191ZM109 209H110V211H109ZM184 210H187V211H184ZM114 211H115V214H114ZM123 211H125V212H123ZM110 212H112L113 215ZM164 212L167 213L166 210H164ZM222 212H223V214H222ZM125 213H127V214H125ZM135 214H138V215H135ZM188 214L190 216H192L191 214H193V216L189 217ZM232 214H234V215H232ZM82 215H83V217H82ZM141 215H142V217H141ZM198 215H200V216H198ZM124 216H125V218H124ZM126 216L128 217V219ZM177 216H178V218H177ZM185 216H188V217H185ZM221 217H222V219H221ZM187 218H189V219H187ZM190 218H191V220H190ZM135 219H136V221H135ZM178 219H179V221H178ZM219 219L222 220V222L221 221L219 222ZM223 219H224V221H223ZM120 221H123L124 223L123 222L120 223ZM134 221H135V223H134ZM230 221H231V223H230ZM168 222H171V221L168 220ZM218 223L221 224V225L219 224L221 227L218 226ZM212 224H214L215 226L213 227ZM223 225H224V227H223ZM192 226H193V228H192ZM229 227H230L231 231H230ZM214 228H216V229H214ZM104 229L108 233H110V231H111L110 227L106 228V226H104ZM119 229L121 231H119ZM233 229H235L236 231ZM124 230H127V231H124ZM226 230H227V232H226ZM238 231H239V233H238ZM196 233L198 236L196 235ZM200 233H202V234H200ZM203 233H204V236H203ZM223 233H224V235H222ZM246 233H250V234H246ZM206 234H208V237L206 236ZM195 235L197 238L195 237ZM245 235H249L250 238L248 236H245ZM193 236H194V238H193ZM224 236H226V238ZM140 237H142V236H140ZM165 237H167V238L165 239ZM222 237L224 239H222ZM233 237H235V238H233ZM246 238H248V239H246ZM23 239H24V237L21 236L19 238V236H18V240H19L18 243L23 248H27L28 246L35 247L37 244V242H35L36 240H32V242H30L26 238H25V240H23ZM112 239L113 238H111V240ZM172 239H174V240H172ZM252 239H254V240H252ZM240 240L242 243L240 242ZM195 241L197 243H195ZM224 241L227 243H225ZM237 241H239V245L237 244L238 243ZM250 241H252L253 243ZM187 242L188 243L190 242V243L188 244ZM214 242H216L218 245ZM23 243H24V245H22ZM30 243L33 245H31ZM243 243L246 245V249H245V247H244L245 245ZM144 244L147 246H145ZM227 244L229 246H227ZM236 244H237V246H236ZM255 244H257V245H255ZM201 245L203 246V248ZM211 245H212V247H211ZM148 247H150V248H148ZM105 248H109L117 256V258L116 259L112 258L111 261H106V259H104L105 255L103 253V249H105ZM79 249H81V246H79ZM120 249H122V250H120ZM139 249H141V250H139ZM143 250H144V252H143ZM233 250H234V252H233ZM240 250H243V251L241 252ZM257 250H261V251L259 252ZM211 251H213V252H211ZM80 252L81 251H76L77 254L73 253V255H74L73 259L76 262H78L79 264H84V262H85V264H88L87 260H84V259L82 260V257L80 256ZM35 253L39 254V252H37V251H35ZM38 254H36V255H38ZM223 255L226 258L225 257L223 258ZM228 256H230V257H228ZM220 257H222V258H220ZM233 257H235V258H233ZM158 259H159V261H158ZM218 259H220V261ZM86 261H87V263H86ZM148 261H150V262H148ZM222 261H223V263H221Z\"/></svg>",
  "mask_w": 264,
  "mask_h": 264
}]
</instances>
